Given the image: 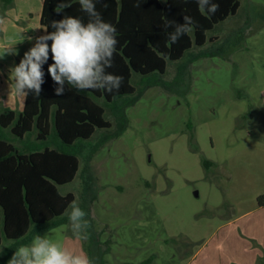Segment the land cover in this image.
<instances>
[{"label":"rangeland","instance_id":"obj_1","mask_svg":"<svg viewBox=\"0 0 264 264\" xmlns=\"http://www.w3.org/2000/svg\"><path fill=\"white\" fill-rule=\"evenodd\" d=\"M240 1L212 41L163 74L135 73L113 126L81 141L60 189L76 193L88 238L69 220L42 236L94 264H264V0Z\"/></svg>","mask_w":264,"mask_h":264},{"label":"trees","instance_id":"obj_2","mask_svg":"<svg viewBox=\"0 0 264 264\" xmlns=\"http://www.w3.org/2000/svg\"><path fill=\"white\" fill-rule=\"evenodd\" d=\"M0 1L2 11L14 3ZM94 2L102 18L117 29L113 66L107 71L122 76L123 83L118 91L109 93L104 89L78 91L66 82V91L57 96L59 85L47 72L50 58L44 65L41 94L29 92L22 111L5 108L0 113V246L9 240L0 253V264H6L18 247L29 245L35 236L69 220L67 213L76 193L63 194L60 187L79 174L81 141L91 139L97 130L110 129L113 123L107 117L108 108L137 91L135 73H165L170 60H181L188 50L212 41L209 32L237 14L241 6L240 0H212L219 10L209 15L201 14L197 0ZM61 3L70 6L60 9ZM185 15L193 18L192 30L172 43L169 35ZM67 16L84 22L89 19L79 0H43V29L54 31L52 22ZM119 114L116 135L125 131L128 121L123 107ZM30 134H36L32 142ZM203 163L212 164L208 159Z\"/></svg>","mask_w":264,"mask_h":264},{"label":"clouds","instance_id":"obj_3","mask_svg":"<svg viewBox=\"0 0 264 264\" xmlns=\"http://www.w3.org/2000/svg\"><path fill=\"white\" fill-rule=\"evenodd\" d=\"M81 10L89 17L87 22L75 16L54 20L51 28L44 29V35L36 38L34 45L24 53L20 62L11 69L14 90L17 96H39L45 82L44 65L51 58L47 72L59 85L55 89L57 96L65 91V83L84 91L87 89H104L111 93L118 91L123 77L107 71L113 66L116 52L117 29L106 22L96 9L94 0H79ZM201 14L214 15L219 5L212 0H197ZM61 3L60 9L69 7ZM139 7L140 4L135 5ZM59 12V11H58ZM193 18L185 15L183 23L175 26L169 39L176 43L183 35L192 30ZM9 53L18 54L9 50ZM27 90V91H26ZM70 90V89H69ZM71 230L80 239H87L90 221L80 204L73 200L67 213ZM8 264H94L85 253L69 249L67 246L53 242L49 234L37 235L29 245L18 247Z\"/></svg>","mask_w":264,"mask_h":264},{"label":"crops","instance_id":"obj_4","mask_svg":"<svg viewBox=\"0 0 264 264\" xmlns=\"http://www.w3.org/2000/svg\"><path fill=\"white\" fill-rule=\"evenodd\" d=\"M1 7L0 1V113L5 108L22 111L27 96L16 95L11 69L44 31L41 22L43 0H14L10 8L2 11ZM9 50L18 54L9 53ZM31 136L32 142L36 134Z\"/></svg>","mask_w":264,"mask_h":264}]
</instances>
